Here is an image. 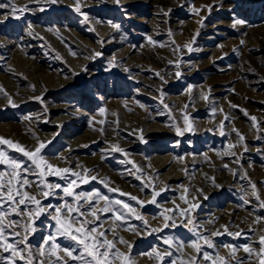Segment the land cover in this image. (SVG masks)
<instances>
[{"label":"rangeland","instance_id":"rangeland-1","mask_svg":"<svg viewBox=\"0 0 264 264\" xmlns=\"http://www.w3.org/2000/svg\"><path fill=\"white\" fill-rule=\"evenodd\" d=\"M12 2L26 8L20 18L10 15V8H0L4 21L0 23V138L19 143L26 151L43 142L45 160L71 170L63 174L67 179L44 178L48 184L61 185L53 189L55 195L45 197L36 187L39 170L29 158L0 145L28 169L21 176L32 183L24 185L21 193L35 195L44 206L67 201L76 207L75 197L81 192L93 197L99 192L112 202L121 201L110 205L117 215L123 213L119 221L113 211H103L107 204L103 199L93 201L98 221L91 214L81 217L89 226L101 224L97 232L115 240L110 259L111 252L125 254L112 264H123L125 259L128 264H213L218 256L225 258V264H235L249 256L243 246L254 249L246 264H259V240L264 236L260 206L264 201V0H119V4L79 0L80 13L75 11L76 0ZM204 6H212L211 11ZM236 20L243 23L235 24ZM74 57L82 63H74ZM34 70L44 75L59 72L67 85L39 95L42 89L32 81ZM185 117L194 131L178 135L177 127L186 128ZM136 123L142 127L129 128ZM152 125L157 131L145 134ZM88 130L93 139L80 142V135ZM48 132L55 134L38 137L36 147L21 140ZM72 140L81 145L65 154ZM114 145L123 151L113 150ZM96 154L102 156L99 164L82 176L73 175L79 172L75 168L80 157ZM167 155L171 158L167 166L158 168L160 162L151 166L153 157ZM168 170L178 179L166 182ZM0 172L7 181V164L0 165ZM72 180L77 181L73 195L66 196L63 187ZM154 192L159 195L152 204ZM79 204L84 205L81 211L88 207L83 197ZM51 211L48 208L31 221L37 229L28 235L33 250L43 237L56 233ZM164 216L175 226L165 227L169 221ZM11 218L28 221L27 216ZM16 230L24 235L22 228ZM121 237L128 243L120 242ZM197 237H206L213 247ZM168 238L171 244L165 243ZM193 240L201 248L199 253L191 247ZM56 243L81 256L83 250L74 241L57 235ZM0 255L9 253L0 248ZM57 257L80 264L58 249L53 253L47 245L45 256L37 255L35 264L41 260L52 264ZM15 260L25 264L19 256Z\"/></svg>","mask_w":264,"mask_h":264},{"label":"snow or ice","instance_id":"snow-or-ice-1","mask_svg":"<svg viewBox=\"0 0 264 264\" xmlns=\"http://www.w3.org/2000/svg\"><path fill=\"white\" fill-rule=\"evenodd\" d=\"M115 2L119 4V0H115ZM47 3L55 4L57 3V0H47ZM204 7H206L209 12L211 11L212 6ZM0 8H10V15L15 18H20L26 6L25 8H19L12 2V0H9L8 4H0ZM40 10L42 11L43 9L41 8ZM75 11L77 13L81 12L79 0H76ZM194 11L198 12L199 10L194 9ZM5 19H7V16L5 17ZM3 22V20H0V23ZM240 23H243V21H235V24ZM235 24L233 26H235ZM114 27L118 26L114 25ZM187 47L189 48V51L193 50L190 45H188ZM99 55H101V53H95V56ZM176 75L179 76L180 73L177 72ZM101 111L103 112V109H101ZM25 119H27V117H25ZM251 119L253 120V122L256 121V117H251ZM185 124L186 128L183 130L178 127L176 128L178 135H183L184 131H194V127L192 124L188 123L187 117H185ZM223 134L224 133L222 132L221 135ZM237 135L239 136L240 140L244 139V137L241 136L239 133H237ZM3 144L9 145L10 147L14 148L17 152H22L23 155L28 157L32 164L39 170L38 175L41 177V180L40 183L36 185V187L38 191H41L45 197L55 195L53 189H59L61 188V185L48 184L45 182L44 178L48 175H56L59 176L61 179H67V176L63 174H66L71 171L68 168L60 169L58 167H55L50 164L47 160H45V158L41 154V150L45 147V144L43 142H41L39 146L34 149V151H26L23 147H21L19 143H13L8 139L0 138V145ZM231 147H235V145H232ZM113 150L123 151L115 145L113 146ZM4 164H7L9 179L5 181V173L0 172V248H3V251L9 253V255L7 257L0 255V264H16L15 257L17 256H19L21 260H24L25 264H35V258L37 255L45 256L46 245L49 247V250L53 253L55 252V250L58 249L61 252L65 253L68 257H71L73 260L78 259L80 261V264H112V261L115 258L125 255L117 250L115 252H111L110 259V250L114 247L115 240H108L106 238L105 232H97V228L102 227L101 224H92L91 226H89L90 222L87 219H81V217L87 214H91L98 221L100 217L96 213L95 203L93 201L98 202L99 200L103 199L107 202L106 206L103 208V211H113L115 219L119 221L122 219L123 213L117 215L116 210L114 208H111L110 205H112L113 203L120 204L122 203L121 201L112 202L109 200L108 197L102 196L99 192H96L94 197L91 193L81 192L75 197V202L78 204V206L76 207H74L73 204H69L67 201H65V203L61 206H44L41 204V201L35 195H29L27 192L21 193V188L24 185L30 186L32 183L31 181L27 180L26 177L21 176V173L27 172L28 169L22 167L21 161L16 160L10 155H7L5 151L0 150V165ZM225 167H227V165H225ZM73 175L78 174L73 173ZM93 179H95V177H93ZM82 182L87 183V180H84ZM76 183V180H72L70 181L68 186L63 187V192L66 196L73 195L72 185H75ZM41 184L43 185V188H41ZM251 186L254 190L256 189L255 184H252ZM157 195H159V193L154 192L153 198L151 201H149V203L155 204V197ZM17 197H19V199H17ZM80 197H83L84 203L88 205L85 211H81L84 205L79 204ZM256 198L257 200H259L258 193H256ZM132 199L136 200L137 198L132 197ZM139 203L142 204L143 202ZM5 204L8 205L7 208H4ZM32 204L35 205L34 208L29 207V205ZM21 205H23V208H21ZM123 206L125 208H129V205L126 203ZM260 206L264 207V201L260 202ZM48 208H52L54 210L48 212V215L51 216V219L55 221L56 233L55 235L50 234L48 236L43 237V242L40 244V246L33 250L31 244L28 241V235L29 233H35L37 229L32 225L31 221L35 218H39L42 214L45 213ZM62 210L64 218H62ZM129 210L131 211L130 208ZM12 214H15L16 216L20 217L27 216L28 221L25 222L23 219H12ZM181 214L187 216V213ZM136 218L140 219L146 224V221H143L142 216L138 215ZM163 218L165 221H169L168 224H165V227L175 226L174 222L170 220V217L164 216ZM260 219L261 217H256L257 221ZM189 223H191V221H189ZM16 228H22L24 231V235H21V233L17 231ZM106 231H111V229H108ZM216 234L217 233H213V235ZM57 235L63 236L66 239L74 241L77 245H79L83 250L81 256H73V249L71 248H61L60 245L56 243ZM235 235H239V233H236ZM9 237H12L11 242H9ZM16 237H19V239H16ZM197 239H204L205 243H207L209 247H213L212 242L206 237H197ZM120 242L125 244L128 243L127 241H124L122 237L120 238ZM171 242L172 238H168L165 240V243L171 244ZM259 243L261 245V248L257 253V256L259 258V264H264V236L260 237ZM20 245H23V247H20ZM128 247L131 248V245L129 244ZM191 247H193L198 253L201 251V248L196 242V240L192 241ZM224 247L233 248L232 245H224ZM243 250L248 253L249 256L243 259H236L235 264H246V260L251 258V254L254 251V249L248 246H243ZM149 255H151V253H149ZM157 255L159 259L164 258L159 254ZM166 255H170V253H166ZM231 255L233 257L235 256V249H233ZM85 256L90 257L91 259H85ZM204 257L207 258L208 253H204ZM40 264H45V261L41 260ZM52 264H68V261L62 260L60 257H57L55 261H52ZM123 264H128V260L125 259ZM213 264H225V258L218 256L217 261H213Z\"/></svg>","mask_w":264,"mask_h":264},{"label":"bare ground","instance_id":"bare-ground-1","mask_svg":"<svg viewBox=\"0 0 264 264\" xmlns=\"http://www.w3.org/2000/svg\"><path fill=\"white\" fill-rule=\"evenodd\" d=\"M40 31L42 32L43 30H40ZM43 32H45V31H43ZM72 61L74 63H78V64L82 63V59H79L78 57L77 58L74 57L72 59ZM32 72L35 73V74L32 75V81L37 82L38 85L41 86L40 88L42 89L41 92L38 93L39 95H41V94L42 95H45V94L49 93L50 88L51 89H54V88L55 89H59L62 86L67 85L66 84L67 83V79L64 78L65 76H63L62 74L60 76V73L59 72H56L55 71L54 73H47V74L45 73V75L44 74H40L39 72H37L35 70L32 71ZM1 80H3V79L0 76V82H1ZM49 85H50V87L48 88ZM9 89L12 92L11 87H9ZM141 127H142V125L140 123H136V126L135 125L129 126V128H135L136 130L137 129H140ZM156 131H157V128L152 125V126L148 127V129L145 130V134L150 135L152 133H155ZM54 134H55L54 132L42 133V134H39L37 136V138H33V139L22 138L21 140L26 145L36 147L37 144H38V141H39L38 137L39 138L41 137V138L47 139L49 137H52ZM93 136H94V134L91 131L88 130L87 132H85V134L80 135V138L79 139H80V142H85L86 140L93 139ZM76 142H77V140L70 141L69 142V145L66 148V150H65L64 153L67 154L74 147H76L78 145H81V143L79 142V140H78V143H76ZM100 160H102V156L101 155L99 156L98 154L94 155L93 157H80V162L79 163H76L77 164V167L75 168V169H78L79 172L78 173L76 172V173L78 174V176H82L83 175L82 173H83L84 170L86 171L87 169H90L91 167L99 164L101 162ZM170 160H171V158L169 157V155L164 156V157H159L158 156V157H153V159L150 160L151 161L150 163H151V166H152L154 163L160 162L161 165L158 168H162V167L167 166V163ZM68 161L69 162H71V161L74 162V159L69 158ZM154 169L155 168H153V170ZM153 170L151 172H153ZM172 174H173L172 171L171 170H168V172L164 176V180L166 182H168V181H171V180H174V179H178L179 176L175 177V176H172ZM99 175H100V173H99ZM99 175L96 176V177H99ZM151 175H152L151 173L148 174L149 177ZM171 206L172 205H168L167 207L170 208ZM184 257H185V255H184ZM181 260L184 261L185 258L182 257Z\"/></svg>","mask_w":264,"mask_h":264}]
</instances>
